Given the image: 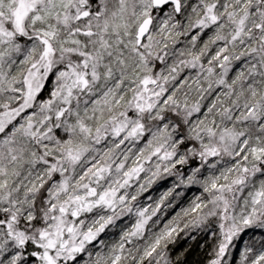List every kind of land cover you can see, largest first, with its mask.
<instances>
[{"label": "snow or ice", "instance_id": "1", "mask_svg": "<svg viewBox=\"0 0 264 264\" xmlns=\"http://www.w3.org/2000/svg\"><path fill=\"white\" fill-rule=\"evenodd\" d=\"M182 232L264 264V0H0V264H183Z\"/></svg>", "mask_w": 264, "mask_h": 264}, {"label": "trees", "instance_id": "2", "mask_svg": "<svg viewBox=\"0 0 264 264\" xmlns=\"http://www.w3.org/2000/svg\"><path fill=\"white\" fill-rule=\"evenodd\" d=\"M183 39L184 38L181 37L182 41ZM206 39H207V35L203 37L201 44L203 40H206ZM185 43L186 41L184 43L179 44L177 47H184ZM157 67L159 68L162 66L158 64ZM241 67H242L241 63H236L233 71L229 73V78L231 79V77H233L236 71H239ZM191 74L194 75V72ZM50 87L51 86L49 85L48 88ZM47 94H48V91L46 89L45 92L43 93V97H46ZM211 99H214V97H209L208 100L205 101V103L210 102ZM165 187L166 185L163 186L159 190L148 193L147 197L151 196L153 201L158 200L159 197L164 193V191L170 188V187L169 188L167 187L165 188ZM196 192L198 191L195 189L194 193H183L182 197L180 198L179 196L177 197L175 193H173L175 194V196L174 195L170 196L168 200L165 201V205L162 206L164 208V215L161 219L160 227H162L163 224L166 223L168 220H171L173 217L177 216L178 213H181L182 209L187 208L189 204L191 203V201L195 198V194H197ZM176 199L177 201H175ZM172 202H173V206L170 205L172 204ZM131 222H132L131 219L125 218L123 222H118L117 227H115L114 229L111 228L110 231L106 229L105 233L102 234L101 238L104 239L106 242H115L116 240L119 239V234H120L121 229L125 228V226H128ZM182 226L183 225H181V227ZM248 233H247V237L251 238L252 232L248 231ZM192 235L196 236L195 240L185 239L183 238L184 233L183 232L180 233V236L176 238L177 239L176 245L174 247L172 246L170 247H172V250L174 251L176 255L181 256V260L183 264H208V261L211 258V254L215 246V241L207 239L203 234L197 235L195 232H193Z\"/></svg>", "mask_w": 264, "mask_h": 264}, {"label": "rangeland", "instance_id": "3", "mask_svg": "<svg viewBox=\"0 0 264 264\" xmlns=\"http://www.w3.org/2000/svg\"><path fill=\"white\" fill-rule=\"evenodd\" d=\"M172 179L171 178H169V179H166V180H159V181H157L153 186H152V188H150L149 190H148V192H146L145 194H143L139 199H140V202L141 203H147V194L148 193H150V192H154V191H156V190H159V189H161L163 186H165L166 185V187L167 188H169V187H171V185H172ZM165 187V188H166ZM197 190L198 192H196L197 194H195V196L196 195H199L200 194V186L199 185H196V186H193V187H191L190 189H188V188H186V189H180V191H184L183 193H194V190ZM168 189H166L164 192H166ZM174 196H175V194H173ZM192 195V194H191ZM180 197H182V195H180L179 196V198ZM175 201H177V199L175 200ZM171 206H173V202H172V204H170ZM133 222V221H132ZM131 222V223H132ZM130 223V224H131ZM130 224L128 225V226H130ZM125 227H127V226H125ZM114 229V228H113ZM249 232H251V231H249ZM248 234H250V233H248ZM250 236V235H249ZM250 240V238L249 237H247V234L246 235H242V239H240V240H237V241H235V244H236V249H233V252H232V256H233V258H235L237 261H238V252H237V249H239V250H242V248H243V244H244V242H247V241H249Z\"/></svg>", "mask_w": 264, "mask_h": 264}]
</instances>
